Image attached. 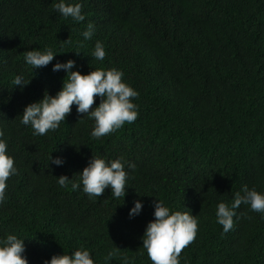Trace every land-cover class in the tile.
I'll list each match as a JSON object with an SVG mask.
<instances>
[{"label":"trees","instance_id":"trees-1","mask_svg":"<svg viewBox=\"0 0 264 264\" xmlns=\"http://www.w3.org/2000/svg\"><path fill=\"white\" fill-rule=\"evenodd\" d=\"M58 2L0 0V128L18 170L0 204V238H24L29 264L80 247L95 264H152L142 237L159 198L197 215L180 264H264V214L242 204L229 232L216 222L217 204L244 185L264 192V0H67L82 4L80 23L55 11ZM97 40L103 61L92 57ZM46 47L57 56L33 70L26 52ZM68 59L84 74L122 70L139 92L136 121L97 140L73 105L58 129L33 135L24 107L62 89L67 73L52 67ZM20 73L31 81L23 90L12 83ZM94 155L135 165L125 198L58 185L61 175L78 181ZM137 199L143 210L130 218Z\"/></svg>","mask_w":264,"mask_h":264},{"label":"clouds","instance_id":"clouds-1","mask_svg":"<svg viewBox=\"0 0 264 264\" xmlns=\"http://www.w3.org/2000/svg\"><path fill=\"white\" fill-rule=\"evenodd\" d=\"M54 10L64 18H71L80 23L85 20L81 3H71L67 0H59L54 3ZM95 34V26L89 22L87 29L82 32L85 40H90ZM77 55L80 53L76 52ZM57 53L51 47L43 50H29L24 56L25 63L38 69L49 65ZM106 56L104 44L97 40L92 57L97 61H103ZM77 61H57L53 72L63 70L67 73L62 89L54 96L47 90L41 100L32 102L24 107L21 124L31 126L33 135L43 136L50 130L55 131L62 121L72 112L73 105L78 115L93 120L92 138L100 139L122 128L125 123H133L139 115V106L134 103L139 92L124 81V73L115 67L111 69L95 68L87 74L81 70H73ZM31 81L25 79L23 73L16 75L12 81L15 86L23 90ZM99 98V104L96 99ZM79 120V121H80ZM51 164L62 165L65 160L62 157H53ZM135 168V165L123 157L108 161L103 157L94 155L88 165L79 173V180L69 179L66 175L57 177V183L61 188L71 184L73 191L80 190L88 195L89 199L100 197L106 189H111V195L120 198L127 194L130 172L126 170ZM14 166V157L9 154L8 143L4 138V130L0 128V204L6 197L7 181L10 176L17 174ZM249 206L254 212L264 214V192L256 188L244 185L236 192L230 202L221 201L216 206V222L223 226V232H229L234 225L236 209L241 205ZM155 211L154 219L150 221L142 237L143 246L152 264H180V254L196 237L198 231L197 215L192 211L172 210L164 200L157 198L153 201ZM143 201L137 199L129 210V217L135 218L143 210ZM119 249L108 253V258L114 257ZM25 239L16 234H7L0 238V264H29L25 255ZM44 264H95L94 258L87 248L80 247L71 253L53 255ZM124 264H130L127 257Z\"/></svg>","mask_w":264,"mask_h":264}]
</instances>
